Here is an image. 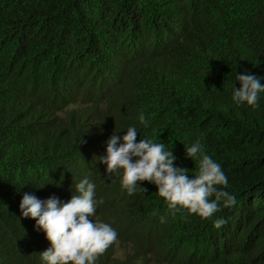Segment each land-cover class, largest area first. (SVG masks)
Instances as JSON below:
<instances>
[{
    "label": "trees",
    "instance_id": "16d2710c",
    "mask_svg": "<svg viewBox=\"0 0 264 264\" xmlns=\"http://www.w3.org/2000/svg\"><path fill=\"white\" fill-rule=\"evenodd\" d=\"M246 70L264 84V0H0V264H40L50 246L23 194L66 201L84 176L93 219L118 233L96 264H264V93L231 100ZM131 125L190 176L199 139L236 205L202 219L173 216L147 181L127 195L95 157Z\"/></svg>",
    "mask_w": 264,
    "mask_h": 264
},
{
    "label": "clouds",
    "instance_id": "9594fccd",
    "mask_svg": "<svg viewBox=\"0 0 264 264\" xmlns=\"http://www.w3.org/2000/svg\"><path fill=\"white\" fill-rule=\"evenodd\" d=\"M261 77L250 74H235L231 100L237 106L259 107V97L264 93ZM139 123L145 128L149 122L141 113ZM139 133L135 125L128 126L124 135L112 133L104 142V154L95 157L96 162L105 165V175L119 176L120 188L132 196L142 183L147 181L156 186V194L164 199L168 210L187 212L202 219L211 218L221 209L235 206L236 196L224 188L228 184L220 163L207 154L199 139L185 146L186 158L195 161V174L189 169L174 164L176 157L163 142L157 143L147 137L137 141ZM60 186L59 184L57 185ZM221 186V187H217ZM96 185L84 176L75 184V193L68 200L52 195L39 199L31 193H24L19 203L22 218L35 220L34 228L43 232L50 246L40 252V264H96L98 258L112 245L118 236L111 224L94 220L97 206L102 201L96 197ZM166 221L165 216L160 222ZM226 221L217 218L215 228Z\"/></svg>",
    "mask_w": 264,
    "mask_h": 264
},
{
    "label": "rangeland",
    "instance_id": "374dc122",
    "mask_svg": "<svg viewBox=\"0 0 264 264\" xmlns=\"http://www.w3.org/2000/svg\"><path fill=\"white\" fill-rule=\"evenodd\" d=\"M116 257L121 259V260L125 259L124 249L121 248L119 245H117ZM150 264H160V263L158 261H156L155 258L151 257Z\"/></svg>",
    "mask_w": 264,
    "mask_h": 264
}]
</instances>
